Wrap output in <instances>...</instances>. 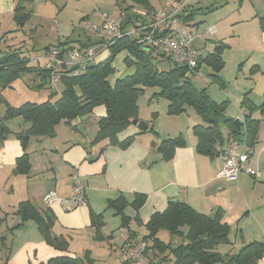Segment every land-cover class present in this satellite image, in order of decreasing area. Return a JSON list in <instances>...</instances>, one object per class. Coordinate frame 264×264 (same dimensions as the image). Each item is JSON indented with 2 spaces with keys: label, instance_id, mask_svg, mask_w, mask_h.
<instances>
[{
  "label": "crops",
  "instance_id": "crops-1",
  "mask_svg": "<svg viewBox=\"0 0 264 264\" xmlns=\"http://www.w3.org/2000/svg\"><path fill=\"white\" fill-rule=\"evenodd\" d=\"M47 1L53 2L44 0L45 3ZM184 1L186 7L183 13L192 15L187 25L196 29L197 33H202L206 28L199 29V23L205 21L203 14L219 7L221 8L216 12L223 9V0H218L219 4L215 2L210 9L202 6V4L206 5L208 0L201 1L202 4L200 0ZM245 1L247 0H243L240 4L239 13L231 16L232 25H240L236 38L239 37L245 24H251L253 27L256 23L257 26V17L264 11V0H248V5L242 9ZM22 2L25 0H0V56L14 52L19 56L23 55L20 42L8 41L9 36H13L24 24L19 26L16 23L15 12L26 13L28 15L26 20L31 16V11L26 12V5ZM158 2L159 8L163 5V0ZM129 6L132 5H127ZM132 11L134 8L131 10L124 8L120 11L119 20L125 30H130L144 20L149 21V17L139 15L137 17ZM225 15L226 12H222V17ZM8 18H11V22L16 25L3 30L4 21ZM241 27L243 28L240 29ZM66 33H61V39L60 34L58 37L56 35L57 43L46 47L63 44L80 48L87 45L89 40L96 43L101 39L102 42L95 44L99 51L97 57L105 55L102 51L107 41L101 34H87L83 40L80 38L72 40L71 34ZM204 38L217 44H224L225 36L217 30L213 35L204 33L202 38L194 39V44L201 47ZM259 39L258 43L262 47L258 51L240 49L245 52H258L264 56V33L259 34ZM30 48L29 55L23 56L31 61H37L36 58L43 54H34L36 51L34 45ZM45 48L43 52L46 51ZM118 75L115 73L108 77L110 84L114 83ZM16 80L11 83V87ZM58 83L59 81L49 82L47 85L59 93ZM1 89L0 87V91ZM251 101L255 104L253 100ZM3 105L5 110L7 106L15 107L2 97L0 92V107ZM240 111L244 112L241 107ZM2 112L0 111V117L4 115ZM191 114L181 113L168 117L175 118L174 120L180 118L179 124L173 127L177 129V134L182 135L185 143L175 149L171 158L165 159L158 150V144L165 137L160 130H155V122L151 126V122H147V128L152 127L155 133H149V130L141 132L136 124H131L119 132L117 135L119 140L133 135L132 141L126 147L107 144L105 140L94 141L98 130L97 121L105 115V107L98 105L88 116L76 118L70 124L59 123L52 137L31 136L26 149L29 162L27 173H20L15 168L17 158L23 153L16 133L28 128L29 123L21 117L5 119L3 122L9 131L3 133V137L0 138V237H4V243L0 246V262L7 256L6 264H38L57 255L80 257L85 251H89L94 262L96 258L92 255L95 249L94 251L105 252L107 258L118 252L123 264H130L125 260L127 243L123 236L124 230L131 233L135 239L142 240L147 234L144 224L149 217L155 211L164 210L169 201L175 200L182 201L197 212L208 216H214L217 211H221V219L228 224L229 234L228 243L219 244L215 248L220 254L236 253L243 245L252 241L264 242V114L257 118L260 119L257 142L253 149H248L250 155L243 164L244 168H251L255 174L249 175L243 169L235 180H227L217 175L223 163L222 153L209 157L196 151V138L192 127L200 122L197 119L198 115ZM181 118L185 120V126L181 124L183 120ZM164 120L165 117L163 122ZM172 135L168 137H174ZM73 173H77L86 185L85 204L68 212L62 211L58 204L46 209L41 200L42 196L47 191H54L59 197H67L70 194ZM135 193L145 194V203L135 213L130 208L126 210L131 219L128 227H123L120 216L107 208V200L123 195L130 202ZM25 200L30 201L43 215L45 209L47 210V215L52 219L53 236L62 235L68 238L66 250H59L45 242L33 220L29 219L21 223L15 210L17 205ZM98 214L102 215V224L96 228L92 225V217ZM158 233L157 236L161 240L171 241L172 246L181 242L180 237L170 235L168 232L167 240L161 238ZM148 245H151L150 242ZM146 254L149 264H159V259L165 255L156 254L152 248H148ZM263 257L264 255L255 264H264ZM171 260L172 256L169 254L162 264H169Z\"/></svg>",
  "mask_w": 264,
  "mask_h": 264
},
{
  "label": "trees",
  "instance_id": "trees-1",
  "mask_svg": "<svg viewBox=\"0 0 264 264\" xmlns=\"http://www.w3.org/2000/svg\"><path fill=\"white\" fill-rule=\"evenodd\" d=\"M131 1L148 12L153 11L149 0ZM191 17V14H182L185 22H188ZM14 18L20 26L28 18V15L16 11ZM259 22L264 29V11L259 16ZM121 24L123 26L122 22ZM123 29H125L124 26ZM164 32L166 31H162V33ZM100 42H102L101 39L96 43ZM96 43L89 40V43L83 47ZM107 44L102 51L105 55L97 57L79 74L72 75L70 70L60 71L59 82L64 84L65 88L54 103L46 100L40 103L24 102L18 107H6L4 115L0 117V138L3 137V133L9 131L3 122L5 119L21 117L29 123L28 128L16 133V138L23 149L22 155L17 158L15 163L18 172L27 173L29 170L26 149L31 136L52 137L55 135L56 126L59 123L70 124L76 118L88 116L98 105L105 107V115L97 121L98 130L94 141L105 140L107 144L126 147L132 141L133 135L127 136L123 140H119L117 135L131 125L132 120H138L136 99L145 87L159 88L154 95L168 100V114L179 115L186 112L187 107H191L201 118L203 123L195 124L192 127L193 135L196 138L195 148L198 153L209 157L217 156L228 144L238 141L237 136L242 134L244 135L243 143L250 155L248 149H253L257 142L260 122V119L252 117V114L256 110L260 112L264 110V99L261 105L257 106L245 93L240 102L244 118L242 122L239 121L240 127L236 128L229 117L223 122L220 121L225 116L224 103L226 101L216 103L211 100L205 88L197 89L186 76L188 72L186 67L174 64L167 70L158 69L154 64V59L156 56L164 57L161 52L150 46L139 44L137 39L130 35H124ZM49 48L46 47L45 50ZM223 48V43L215 45L213 51L201 61V66L206 65L209 70L207 75L212 77L219 86L224 84L218 75L224 64L221 55ZM123 50L129 54L123 60L125 65L133 66L134 70L130 74L118 76L114 83L110 84L108 77L115 71L112 65L113 58ZM33 71L39 72L43 78V81L40 80L37 86L45 87L50 80V69L39 63L31 65L28 57L19 56L16 52L0 56V85L2 87L11 85L23 73ZM220 123H226L228 126L226 137L220 131ZM147 130H152V127ZM184 143L182 135L165 138L158 144V150L163 158L169 159L175 149L183 146ZM145 200V194L141 193H135L130 202L120 195L107 200V208L112 209L115 215L120 216L123 227H128L131 217L127 215L126 210L130 208L134 213L137 212ZM46 209L45 215H43L30 201L25 200L17 205L15 213L19 216L21 223L25 220H33L45 242L59 250H66L68 238L62 235L53 236L51 232L52 219L47 215ZM134 219L138 221L136 217ZM101 224L102 215H94L92 225L98 228ZM144 226L147 231L143 238L147 242L146 251L148 248H152L156 254H165L159 259V264L165 262L169 254L172 256L169 264H215L217 262L255 264L264 255L263 241L247 243L233 254H220L215 248L219 244L228 243L229 234V226L222 221L221 211H217L214 216H208L178 200L169 201L162 211H155ZM161 229L166 230L170 235L180 237L181 242L174 246L171 241L164 242L157 236ZM148 242H150V246ZM3 243L4 237H0V244ZM7 259V256L4 257L0 264H6ZM92 262L93 259L89 251H85L80 257L57 255L38 264H92Z\"/></svg>",
  "mask_w": 264,
  "mask_h": 264
},
{
  "label": "rangeland",
  "instance_id": "rangeland-1",
  "mask_svg": "<svg viewBox=\"0 0 264 264\" xmlns=\"http://www.w3.org/2000/svg\"><path fill=\"white\" fill-rule=\"evenodd\" d=\"M52 1L53 2L47 1L46 3L44 0H34V3L27 1L22 2V4L26 5L25 11H31V16L28 20H25L20 30L16 31L13 36H9L10 40H8L12 43L20 42V44H22L23 49H21V54L28 56L31 52L30 47L33 45L36 50L34 54H43L46 46L57 43L58 34H60L61 39V33L65 34L67 31L68 32L66 34L69 35L72 31H74L73 34H71L72 40L76 38L83 40L86 38L87 34H103L102 31L98 30L102 25L103 19L101 14L103 12L115 20L120 18V11L124 10V8L127 10L134 8L135 10L132 11V13L136 14L137 17L147 15L145 9L136 6L131 0ZM201 1L204 0H200V3ZM242 1L243 0H223V9L220 12L216 11H219V8L221 7L216 10L214 9L208 11L203 14L205 16V21L203 23H199V29L205 27L207 28L208 26L213 25L216 28L215 30L225 36L223 39L224 48L221 54L224 64L218 72V75L224 82L223 86H219V84L214 81L212 77L205 73L202 75H198L193 72L186 73V76L197 89L205 88L207 90L211 100H217L220 103L226 101L224 103L226 117L231 118L232 121L238 120L241 122L244 118V112L240 111V102L245 95V92H248L247 96H249V98L253 100L257 106H260L262 100L264 99V56H261L258 52H245L240 49H255V51H258L262 47L258 41L260 40L259 34H263L264 29L259 22V17H257V26L256 23H254V26L251 27V24L247 23L244 28L241 27L240 29H243L240 31L238 38H236V36L239 34L238 27L240 25L234 26L231 23V16L239 13L238 8L240 7ZM215 2L216 4H219L218 0H208L206 5L201 4L203 8L210 9ZM149 3L153 9L158 8L159 6L158 0H149ZM248 3V0L245 1L242 9H244ZM127 5L133 6L130 8V6L127 7ZM222 12H226L224 17H222ZM87 24L90 25L89 29L85 28ZM14 25L16 24L11 22V18H8L4 21L3 30L6 28L9 29ZM69 25L72 26V28ZM104 49L105 48H103V50ZM128 55L129 54L126 50L120 51L115 55L112 61L115 70L114 74L118 73V76H120L133 72L134 67L125 65L123 61ZM35 63H40V65L43 66L42 61L30 60L31 65H35ZM154 64L160 70H167L174 66L168 56H156ZM40 80L43 81V78L39 72H25L13 83V87L10 85L2 87L0 85L2 88L0 92L2 97L9 100L15 107L20 106L24 102L40 103L49 100L51 103H54L60 96V93L64 90V84L61 82L57 84V87L60 90V92L57 93L50 89L48 85L45 87H38L37 84ZM158 90V87H145L143 92L138 94L136 99L138 120L146 123L151 122L150 126L155 122V130H160V133L165 138H169L168 136L170 134H173L172 136H177L179 135L177 134L178 131L177 129H174L173 125H177V123L179 124L180 118L177 120H174L175 118H168L173 117L171 114H168L169 102L163 97L154 95V93H157ZM51 92H54V94H51ZM2 104H4V102ZM4 106L5 105L0 107V111H3L2 114H4ZM256 111V114H253L252 117L255 116V118H260V116L264 114V110L262 112L259 110ZM183 113H192V116L197 115L191 107H187L186 112ZM163 117H165L164 122ZM197 119H199L200 123H203L200 117ZM185 123L186 122L183 119L181 124L185 126ZM219 126L222 135L226 137L228 133L227 124L220 123ZM155 130H149V133H155ZM158 235L165 240L168 239V234L164 229H161ZM94 250L95 249H93L92 255V257L94 256L96 258L93 262L94 264H123V259L120 258L118 252L113 253L110 258H107L108 255L105 256V252ZM115 259H118V261H114ZM145 262L149 264L146 259Z\"/></svg>",
  "mask_w": 264,
  "mask_h": 264
},
{
  "label": "built area",
  "instance_id": "built-area-1",
  "mask_svg": "<svg viewBox=\"0 0 264 264\" xmlns=\"http://www.w3.org/2000/svg\"><path fill=\"white\" fill-rule=\"evenodd\" d=\"M185 7L184 0H163L161 7L151 12L145 11L147 15L144 17H149L148 22L144 20L130 30L123 29L121 20H115L103 12L102 25L98 29L103 32L101 35L107 41L103 47L106 48L108 42L130 35L136 38L139 44L150 46L161 52V55L168 56L173 64L186 67L188 72L202 75L204 72L201 61L213 51L217 43L204 38L203 45L197 47L194 39L202 38L204 33L213 35L216 30L213 25L205 28L202 33H197L196 29L190 28L182 18ZM85 28L89 29L90 25L87 24ZM162 31L166 32L162 33ZM98 52L95 45L80 48L58 45L50 47L42 56L37 57V60L43 62V67L51 70L49 82L56 83L59 81L61 70H70V74L77 75L96 60ZM222 155L223 163L217 175L227 180H235L243 169L249 175L255 174L251 168L243 167L248 160L247 147L243 141L228 144L223 149ZM85 188L83 180L77 173H73L70 194L67 197H59L54 191H47L41 200L45 208L58 204L62 211L68 212L85 204ZM123 236L127 243L125 260L130 264H146L147 242L144 239H135L126 230Z\"/></svg>",
  "mask_w": 264,
  "mask_h": 264
},
{
  "label": "water",
  "instance_id": "water-1",
  "mask_svg": "<svg viewBox=\"0 0 264 264\" xmlns=\"http://www.w3.org/2000/svg\"><path fill=\"white\" fill-rule=\"evenodd\" d=\"M202 71H203L205 74H207V73L209 72V70L207 69V66H206V65H203V66H202ZM226 118H227L226 116H223V117L220 119V121L223 122V121L226 120ZM132 124H136V127H137L138 130L141 131V132L146 131V130H147V127H148L146 122H142V121H140V120H136V119L132 120ZM233 124L236 126V128H239V127H240V125H239V121H238V120H234V121H233ZM237 139H238V141H240V142L244 141V135H242V134L238 135V136H237Z\"/></svg>",
  "mask_w": 264,
  "mask_h": 264
}]
</instances>
